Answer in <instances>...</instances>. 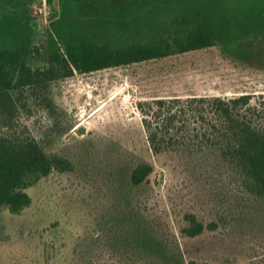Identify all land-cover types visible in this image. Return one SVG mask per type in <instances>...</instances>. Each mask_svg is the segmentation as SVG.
Segmentation results:
<instances>
[{
    "label": "rangeland",
    "instance_id": "374dc122",
    "mask_svg": "<svg viewBox=\"0 0 264 264\" xmlns=\"http://www.w3.org/2000/svg\"><path fill=\"white\" fill-rule=\"evenodd\" d=\"M52 1L0 0V47L26 48L31 67L51 72L52 110L34 105L21 122L75 170L30 188L20 215L0 209V264H264L258 208L182 235L187 214L229 215L232 187L211 176L209 156L155 155L138 109L157 98L264 95V0ZM197 16L227 26L230 42L73 76L51 60L72 33L117 48L168 37ZM146 163L150 181L133 185Z\"/></svg>",
    "mask_w": 264,
    "mask_h": 264
},
{
    "label": "trees",
    "instance_id": "16d2710c",
    "mask_svg": "<svg viewBox=\"0 0 264 264\" xmlns=\"http://www.w3.org/2000/svg\"><path fill=\"white\" fill-rule=\"evenodd\" d=\"M52 4L53 1L49 0ZM29 18L27 26L29 27ZM230 42L227 26L207 16L185 18L174 34L117 48L102 46L83 34L63 40L52 62L67 70V76L162 60L177 54L216 47ZM26 48L0 47V209L20 215L32 204L28 190L52 173H70L74 163L65 156L48 153L29 133L21 117L32 106L52 110L51 72L31 67ZM256 100V101H254ZM138 109L151 150L155 155L213 159L211 176L228 183L229 215L216 213L211 222L195 214L185 216L181 233L189 239L228 226L233 211L243 217L258 208L264 213V95L233 98L193 96L157 98L140 102ZM150 164L134 169L135 186L148 183ZM264 224V219L259 218ZM189 264H201L190 261ZM208 264V263H203Z\"/></svg>",
    "mask_w": 264,
    "mask_h": 264
},
{
    "label": "built area",
    "instance_id": "2783aa9c",
    "mask_svg": "<svg viewBox=\"0 0 264 264\" xmlns=\"http://www.w3.org/2000/svg\"><path fill=\"white\" fill-rule=\"evenodd\" d=\"M50 14V13H49Z\"/></svg>",
    "mask_w": 264,
    "mask_h": 264
}]
</instances>
